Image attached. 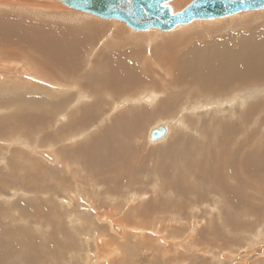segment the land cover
Returning <instances> with one entry per match:
<instances>
[{"label": "rangeland", "instance_id": "1", "mask_svg": "<svg viewBox=\"0 0 264 264\" xmlns=\"http://www.w3.org/2000/svg\"><path fill=\"white\" fill-rule=\"evenodd\" d=\"M192 1L178 8L172 4L177 8L172 12ZM4 2L0 18L7 14L4 19L15 31V18H29L55 26L62 36L76 29L75 37H82L76 46L54 54L44 38L15 33L3 41L0 30V58L6 65L0 59V72L8 89L0 90V100L16 93L8 86L13 76L31 74L24 68L28 52L42 71L54 65L51 89H58L33 90L43 96L53 92L56 100L49 108L26 104L31 117L48 112L28 129L23 118H10L16 104L0 105V264H264V170L242 172L234 160L240 153L254 165L249 153L264 152V8L241 17L196 21L197 26L192 20L184 27L138 31L122 20L84 16L59 0H15L26 4L21 11ZM241 39L238 54L211 55L209 44L213 50L226 45L230 50L229 44ZM18 41L28 51L18 49ZM170 61L180 63V69L166 76ZM161 62L168 63L166 71L158 67ZM199 68L207 75L201 82L183 76ZM237 74H244L243 83L238 84ZM235 97H247V103L241 106ZM216 98H234L235 104L217 112ZM164 123L172 131L163 140H152L151 131ZM227 132L232 133L227 137ZM42 149L52 151L53 158L43 157ZM103 212L137 231L118 234L120 226L112 230ZM59 225L68 228L64 235ZM23 230L34 243L21 239ZM104 235L105 249L98 242ZM114 243L124 251L112 250Z\"/></svg>", "mask_w": 264, "mask_h": 264}, {"label": "bare ground", "instance_id": "2", "mask_svg": "<svg viewBox=\"0 0 264 264\" xmlns=\"http://www.w3.org/2000/svg\"><path fill=\"white\" fill-rule=\"evenodd\" d=\"M8 1V5H13V6H16V8L18 7L19 8V10H20V8H25L26 7V4H18L19 2H14V1H9V0H7ZM186 0H166V2L165 3H163V6H166V7H168L169 9H170V11H171V13L172 14H175V13H173L172 11L173 10H177V8L183 3V2H185ZM49 2V1H48ZM172 4H174V6L175 7H177L176 9H174V7H173V5ZM4 6V7H6V5H5V2H4V0H2V1H0V6ZM60 5H61V3H60ZM54 6H57V8L58 9H61L60 7L61 6H59L58 4H56V5H54ZM65 6H67V5H65ZM17 8V9H18ZM66 8V7H65ZM67 8H68V6H67ZM264 7H262V8H259V9H254V10H247V11H256V10H259V11H261L262 9H263ZM69 9H72V8H70L69 7ZM28 10V9H27ZM62 10H66V9H63L62 8ZM74 11H75V9H73ZM21 11V10H20ZM23 11H25V10H23ZM32 11V10H31ZM71 11V10H70ZM76 11H79V10H76ZM181 11V10H180ZM247 11H241V12H238V13H235V14H232V15H227V16H222V17H214V18H207V19H204V20H201V21H198V20H200V19H194V22H195V26H197L198 24L196 23V21L197 22H207V21H214V20H211V19H218V20H224V19H226V18H228V17H232V16H234V15H239V14H243V12H247ZM175 12V11H174ZM23 13V12H22ZM27 13V12H26ZM83 13V12H82ZM256 13V12H255ZM62 14V13H61ZM68 14V13H67ZM72 14V13H71ZM84 14V16H89L90 17V14L91 13H88V12H84L83 13ZM7 14H5V15H1V18H0V30L1 29H3L4 30V32H3V35H2V39H3V41H5V40H10V39H13L14 38V35L13 34H15V33H18V34H20V35H25V36H38V37H40V38H44V39H46L47 40V42H49L50 43V51L52 52V53H54V54H58V53H60V50H61V48H66L67 47V45H70V44H75V43H79V41H81V35H79V36H77V37H75L76 36V34H74L75 32H78L76 29L74 30H72V29H68V31L67 30H65V32L67 31V35L66 36H62V35H64V34H59V33H62V30H61V32L59 31V33L58 32H56L55 31V26H52V25H50V24H45V23H43V22H36V21H31V20H29V18H25V19H21V18H15V21H16V23L14 22V27H16L18 30L17 31H15L14 29H13V27L11 26V24H12V22L11 21H9V20H6V19H4V18H6L7 16H6ZM26 15V14H25ZM93 16V15H92ZM235 16V17H236ZM240 17L242 16V15H239ZM251 16H253V15H251ZM17 17V16H16ZM74 18V17H73ZM98 18V17H97ZM77 19V18H76ZM107 19V18H106ZM112 19H115V18H112ZM118 20V19H117ZM235 20H236V18H235ZM75 21V20H74ZM90 21V20H89ZM115 21V20H114ZM119 22V21H118ZM219 22H221V21H219ZM231 22H233L232 20H231ZM81 23V22H80ZM90 23V22H89ZM191 23V22H190ZM189 23V25H192V24H190ZM17 24V25H16ZM71 24V23H70ZM74 24V23H73ZM88 24V23H87ZM127 24V23H126ZM72 25V24H71ZM179 25H181L182 27H184L185 26V24H179ZM193 25V27H195ZM53 27V28H52ZM181 27V28H182ZM199 27V26H198ZM202 26H200L199 28L200 29H202L201 28ZM65 28V27H64ZM67 28V27H66ZM121 28V27H120ZM179 28V27H178ZM54 29V30H53ZM57 29H59V27L57 28ZM56 29V30H57ZM61 29V28H60ZM151 29V28H150ZM174 29V28H173ZM193 29V28H192ZM195 29V28H194ZM6 30H9V31H6ZM133 30H136V29H133ZM151 30H158V31H164L163 29H160V28H157V29H151ZM166 30V29H165ZM168 30V29H167ZM176 30V29H175ZM58 31V30H57ZM139 31V30H138ZM182 31V30H181ZM112 32V31H111ZM154 32V31H153ZM158 34H160L161 36H163V34H165V33H163V32H157ZM178 34V33H177ZM130 35V34H129ZM136 35H139L140 36V34H138V33H136ZM147 36V35H146ZM216 36V35H215ZM75 37V38H74ZM149 37V36H148ZM170 37V39H172L171 38V36H169ZM217 37V36H216ZM220 37V36H219ZM246 37V36H245ZM71 38H74V39H72L71 40ZM145 38H147V37H145ZM150 38V37H149ZM159 38V37H158ZM174 38V37H173ZM213 38V37H212ZM218 38V37H217ZM217 38H214V39H217ZM84 40H85V38H83ZM151 39V38H150ZM86 40H88L87 38H86ZM126 40V39H125ZM146 40V39H145ZM152 40V39H151ZM159 40V39H158ZM157 40V41H158ZM164 40H165V38H164ZM166 40H167V38H166ZM166 40H165V42H166ZM194 40V39H193ZM218 40H220V39H218ZM217 40V41H218ZM12 41V40H11ZM130 41V40H129ZM146 41H148V38H147V40ZM156 41V42H157ZM169 41V40H168ZM170 41H172V40H170ZM173 41L175 42V40L173 39ZM189 41V40H188ZM197 41V40H196ZM204 41V40H203ZM208 41V40H207ZM212 41H215V40H213L212 39ZM152 42V41H151ZM177 42H179L178 40H177ZM205 42V41H204ZM209 42V41H208ZM115 43V42H114ZM130 43V42H129ZM128 43V44H129ZM148 43H149V41H148ZM167 43V42H166ZM169 43V42H168ZM200 43V42H199ZM21 43H20V41H18V45H19V48L18 49H24V50H27L28 51V46H25V44H22V45H20ZM147 44V42H145L144 43V45H146ZM158 44V43H157ZM195 44H197L196 42L194 43V45ZM111 45V44H110ZM155 45V44H154ZM180 45V44H179ZM200 45H201V43H200ZM230 45V50L228 49V45H226L225 46V48H224V50H222L221 48H217V49H214L213 50V47H212V45H210L209 44V47H210V50H211V48H212V50L210 51L211 52V55H213V56H215L216 55V57H219V55L220 54H226V53H229V54H232V53H236V54H238L241 50H242V48H243V39H241L240 40V44H238V43H230L229 44ZM245 45V44H244ZM75 46H76V44H75ZM133 46V45H132ZM167 46V45H166ZM172 46V45H171ZM170 46V47H171ZM114 47V46H113ZM126 47V46H125ZM154 47V46H153ZM169 47V48H170ZM176 47H177V45H176ZM180 47V46H179ZM130 48V47H129ZM144 48V47H143ZM148 48V47H147ZM150 48V47H149ZM158 48V47H157ZM167 48H168V46H167ZM172 48V47H171ZM128 50V49H127ZM146 50V49H145ZM171 50V49H170ZM169 50V51H170ZM175 50H177V49H174V51ZM179 50H181V47H180V49ZM178 50V51H179ZM196 50V49H195ZM182 52H183V50H181ZM19 52V51H18ZM136 52V51H135ZM139 52V51H138ZM148 52H150L149 50H148ZM152 52V51H151ZM165 52H167L166 50H165ZM188 52V51H187ZM187 52H185L184 54H183V56H186L187 54ZM201 52V51H200ZM199 52V53H200ZM159 53H161V52H159ZM197 53V52H196ZM152 54V53H151ZM154 54V53H153ZM169 54H171V55H173V52H170V53H168L167 54V56H169ZM177 54H179V52H177ZM182 54V53H181ZM136 55V54H135ZM138 55V54H137ZM139 55H141V54H139ZM191 55V54H190ZM210 55V56H211ZM23 56H26L27 57V59H25V61H24V65H25V67L24 68H28V70H29V72L31 73V74H27V75H25L24 77L22 76V77H20V75L21 74H19V76H17V77H15V78H13L12 77V82L11 81H9V83H8V86H9V88H10V90L12 89L14 92H16L13 96H10V97H8V98H4V96H3V98L0 100V105H2V106H12L13 104H16L17 106H18V109L17 110H15V111H13V113H11V116H10V118H11V120H20V119H24L26 122L24 123L25 125L24 126H26L27 127V129H28V127L29 126H31V125H33L35 122H37V121H39L40 119H39V117L41 116H47L48 115V112H47V114H43V115H40V114H38L37 112H35L34 114H33V116L31 117L30 116V114L31 113H29V114H27V111H26V109H24L25 108V106H26V104H31L32 106L31 107H33V106H45V107H47V108H49L50 106H51V103L52 102H54V99L55 98H53V92H52V94L51 93H49L48 94V96H43L42 94H38V92H34L33 90H42L43 92H47L48 93V91L49 92H51L50 90H58V89H55L54 87H52V89H51V85L53 86V83H55V85H56V80L55 79H53V77H51V70L52 69H54V68H52V67H54V65H50V67L49 68H44L43 69V71L40 69V67H39V65H38V63H35V64H33L32 62H31V55H30V52H28L27 54H25V55H23ZM130 56H133V55H130ZM153 56V55H152ZM151 56V57H152ZM159 57H160V55H158ZM121 57V56H120ZM140 57V56H139ZM246 57V52L244 53V55H243V58H245ZM141 59H143V57H140ZM165 59V57H162V59ZM1 59V62H3V58H0ZM148 59V58H147ZM149 59H151L152 60V58H149ZM17 60H15L13 63L15 64V62H16ZM168 61H169V58H168ZM131 62V61H130ZM158 62V61H157ZM4 63V62H3ZM128 63V62H127ZM165 63V65L166 64H168L167 62H164ZM164 63L163 62H161V63H158V67H162L164 70L166 69L165 67L166 66H164ZM147 64H148V62H147ZM2 66H4L5 65V63L4 64H1ZM17 65H19L18 63H17ZM22 65V64H21ZM99 63L96 65V68H98L99 66ZM6 66V65H5ZM71 65L70 64H67V65H65V68H69ZM125 66V65H124ZM128 65H126V67H127ZM131 66V65H130ZM135 66V65H134ZM155 66V65H154ZM153 66V67H154ZM122 67H123V65H122ZM126 67H124V68H126ZM133 67V66H132ZM147 67H149V66H147ZM37 68V69H36ZM155 68V67H154ZM162 68H161V70H162ZM168 68H170V69H168ZM167 69H168V75L166 74V76H169L170 74H171V72L173 71V70H175V69H180V63H177V62H173V61H170V63H169V67H168ZM4 69V68H3ZM3 69H0V70H2L3 71ZM123 69V68H122ZM132 69V68H131ZM151 70V69H150ZM199 70H200V68L199 69H196V70H194V71H192L190 74H184L183 76H185V77H190L191 79H192V83H194L193 82V80L194 81H197L198 83L199 82H201L203 79H205V78H207V75H206V73L205 72H199ZM119 71V70H118ZM131 71V70H130ZM153 71V70H152ZM154 71H155V69H154ZM158 71V70H157ZM166 71V70H165ZM4 72H6L5 70H4ZM25 72V71H24ZM256 72V71H255ZM1 73L2 72H0V90H8L7 89V86L5 85V83H6V79H4V78H2V76H1ZM75 73V66L72 68V74H74ZM156 73V72H155ZM154 73V74H155ZM164 73V72H163ZM7 74V73H6ZM53 74V73H52ZM123 75H124V72L122 73ZM125 74H127V72L125 73ZM157 74V73H156ZM158 74H160V73H158ZM129 75V74H128ZM127 75V76H128ZM131 75V74H130ZM164 75V74H163ZM162 75V76H163ZM216 75H217V73H215L214 74V79H213V84H212V87H215L217 84H216V81H217V79H216ZM11 76V75H10ZM16 76V75H15ZM53 76V75H52ZM76 76V75H75ZM126 76V77H127ZM165 76V77H166ZM235 76H236V71H231V77L232 78H235ZM136 77V76H135ZM164 77V76H163ZM162 77V78H163ZM237 77H238V84H241V83H243V81H244V74H237ZM137 79V78H136ZM182 79H183V82H185V81H190L189 79L187 80V79H184L183 77H182ZM146 80V79H145ZM40 81V82H39ZM41 81H42V83L43 84H39V83H41ZM155 81V80H154ZM218 81L219 82H221V83H223L224 82V79H222V78H218ZM147 83H148V81H147ZM39 84V85H38ZM42 85H44V87H45V89L43 88V86ZM60 85V84H59ZM54 88V89H53ZM77 88V87H76ZM149 88V87H148ZM151 88V87H150ZM254 89H258V88H254ZM24 90H27V92H23ZM29 90V91H28ZM48 90V91H47ZM150 90V89H149ZM5 92H7V91H5ZM20 92H23V93H20ZM1 93V92H0ZM7 93H9V92H7ZM6 93V94H7ZM9 95V94H8ZM10 95H11V93H10ZM92 95V94H91ZM154 96L155 95H153L152 96V98L154 99ZM86 96H84V94L83 95H81L80 96V98L79 99H84ZM236 98V97H235ZM158 99V98H157ZM226 100H228V102H222V99H220V98H216L215 100L217 101V108H214L213 110L215 111L216 109H217V112H220V111H224V110H229V109H227V106H230V107H232L235 103V99L233 98V99H229V98H225ZM237 99V103L238 104H240L241 106H243V105H245L246 103H247V97H242V98H240V97H238V98H236ZM56 100V99H55ZM135 100V99H134ZM58 102V101H57ZM56 102V103H57ZM148 102V101H147ZM55 103V104H56ZM139 103V102H138ZM215 103V102H214ZM21 104H23L24 105V107L21 109V111H20V105ZM58 104H59V102H58ZM225 104H227V106H225L224 107V105ZM52 105H54V103H52ZM77 105H78V103H77ZM151 105V104H150ZM206 106V105H205ZM58 108V107H57ZM208 108H212L210 105L208 106ZM41 109V108H40ZM233 109V108H232ZM231 109V110H232ZM42 110V109H41ZM45 110V109H44ZM184 110V109H183ZM20 111V112H19ZM43 111V110H42ZM41 111V112H42ZM45 111H48V110H45ZM44 111V112H45ZM29 112V111H28ZM221 112V113H222ZM181 113H182V111H181ZM52 114V113H51ZM4 117L6 116V114L5 115H3ZM49 116H50V114H49ZM48 117V116H47ZM52 117V116H51ZM6 119H7V117H6ZM30 119V120H29ZM59 119H63L62 117H59ZM182 119V118H181ZM8 121V120H7ZM9 122V121H8ZM15 124V123H14ZM22 124V123H21ZM179 126V125H178ZM22 127V126H21ZM36 127V126H35ZM158 127H160V128H164L165 129V131H166V133H165V135L164 136H162V137H160V138H158V139H161L162 138V140H163V138L167 135V132H169V131H172V130H170V128L168 127V124H166V123H164V124H159L158 125ZM172 127V126H171ZM12 128H13V126H12ZM152 129V128H151ZM32 133V132H31ZM232 133V132H231ZM231 133H229V132H227V137L229 136V134L231 135ZM151 134V133H150ZM170 134V133H169ZM25 135H26V133H25ZM78 137V136H77ZM149 137V136H148ZM167 137V136H166ZM169 137V136H168ZM226 138V137H225ZM158 139H156V140H158ZM166 139V138H165ZM222 139V138H221ZM92 140V139H91ZM150 140V139H149ZM153 140H155V139H153ZM28 141V140H27ZM34 141V140H33ZM32 141V142H33ZM30 142V141H29ZM40 142V141H39ZM149 142V141H148ZM161 142V141H160ZM229 142V141H228ZM153 143V142H152ZM156 143V142H155ZM40 145V144H39ZM32 146V145H31ZM34 146V145H33ZM37 147H38V145H37ZM258 147V146H257ZM37 149H34V152L36 151ZM93 151V150H92ZM254 151V150H253ZM251 152V153H249V155L247 156V158L248 159H255L256 160V163L254 164V165H249L246 161H245V158H244V155L242 154H240V153H237V154H235V156H234V160H235V162H236V166L239 168V170H241L242 172H247L248 170H250V169H254V170H258V171H260L261 170V168H262V170H264V152H262L261 151V149H259V150H257V151H255V152ZM261 151V152H260ZM38 152H40V154L44 157L45 156V158L47 157V158H51L52 156H53V154H52V151H45V150H38ZM6 154V153H5ZM38 154V153H37ZM6 156V155H5ZM56 156V155H55ZM62 156V155H61ZM33 157H34V155H33ZM46 158V159H47ZM53 158V157H52ZM55 158V157H54ZM57 158H59L58 156H57ZM92 158V157H91ZM231 161H233V156H231V158H229ZM252 159V160H253ZM55 160H57V159H55ZM195 162V161H194ZM79 172V171H78ZM12 173V172H11ZM5 176H8V175H5ZM22 176V175H21ZM29 176V175H28ZM9 177V176H8ZM11 178V177H10ZM12 179V178H11ZM8 180V179H7ZM4 182V181H3ZM54 188V187H53ZM37 190V189H36ZM46 190V189H45ZM10 191V190H9ZM18 193V192H17ZM37 193H38V191H37ZM22 195V194H21ZM36 195V194H35ZM39 195V194H38ZM57 199V198H56ZM234 199V198H233ZM57 202V201H56ZM65 204V203H64ZM80 205V204H79ZM23 206V205H22ZM78 207V206H77ZM72 208V207H71ZM72 209H75V208H72ZM77 209V208H76ZM75 209V210H76ZM29 210V209H28ZM65 210H67V209H65ZM97 210V209H96ZM70 211H73V210H70ZM39 212V211H38ZM67 212V211H66ZM80 212V211H79ZM78 212V213H79ZM106 213L107 212H103L102 213V216H101V218H106V219H104L105 221H107L109 224H110V227H111V229L113 230V228L116 226V225H118V226H120L119 228H120V232L118 233V234H120V233H123L124 231H125V229H127V230H131V228L130 227H128V226H126V224H122V225H124L125 227H123L120 223H118V222H116L115 221V219H113V218H110L108 215H106ZM72 214V213H71ZM109 214H111V213H109ZM19 215H20V217H21V219L23 220L25 217H23L22 216V214H21V211H20V208H19ZM18 215V216H19ZM66 215V214H65ZM77 217H79V216H77ZM76 217V218H77ZM19 218V217H18ZM65 218V217H64ZM63 218V219H64ZM83 218V217H82ZM81 219V218H80ZM26 220V219H25ZM24 220V221H25ZM36 220V219H35ZM84 220V219H83ZM91 221V220H90ZM27 222V221H26ZM44 222H46V221H44ZM43 222V223H44ZM37 225H39V223H38V220H37V222H35ZM41 223H42V221H41ZM33 224V223H32ZM71 224H72V222H71ZM42 225V224H41ZM46 225V224H45ZM52 225V224H51ZM49 226V225H48ZM83 227H84V225H82ZM102 226V225H101ZM73 227V226H72ZM86 227H88V226H86ZM113 227V228H112ZM31 228V227H30ZM85 228V227H84ZM105 228V227H104ZM137 226H135L134 225V230H136L137 231ZM66 229H68L65 225L64 226H62V225H59V227H58V230L59 231H61V233L63 234V233H65L66 232ZM132 229V230H133ZM15 230H16V228H15ZM14 230V231H15ZM53 230H54V228H53ZM53 230H50V229H47V231H53ZM77 230V229H76ZM78 230H80V228L78 229ZM88 230V229H87ZM106 230V229H105ZM104 230V231H105ZM140 230V229H139ZM146 230V229H145ZM17 231V230H16ZM90 231V230H89ZM98 231V230H97ZM75 232V231H74ZM143 232V231H142ZM153 232V231H152ZM192 232V231H191ZM81 233H83V232H81ZM117 233V232H116ZM127 233V232H126ZM16 234V233H15ZM69 234V233H68ZM86 234V233H85ZM95 234V233H94ZM105 234V233H104ZM125 234V233H124ZM22 235L23 236H21V239L24 241L25 239H27L28 238V240H29V242L32 244V243H34V238L32 237V236H30V234H28L27 232H26V230H23L22 231ZM54 235H56V234H54ZM64 235V234H63ZM102 235V234H101ZM142 235V234H141ZM147 235V234H146ZM149 235V234H148ZM9 236L11 237V235L9 234ZM53 236V235H52ZM72 236V235H71ZM73 236H74V234H73ZM107 235H104L103 237H104V241H105V237H106ZM145 236V235H144ZM149 236H151V235H149ZM53 237H55V236H53ZM57 237V236H56ZM134 237L137 239V234H135L134 235ZM74 238V237H73ZM72 238V239H73ZM90 238V237H89ZM95 238V237H94ZM148 238V237H147ZM49 239H50V237H49ZM69 239V238H68ZM71 239V237H70V240H71V242L73 241ZM76 239H78V238H76ZM98 238H97V236H96V240H97ZM259 239V238H258ZM16 240V239H15ZM51 240V239H50ZM65 240H66V238H65ZM149 240V239H148ZM21 241V240H20ZM69 241V240H68ZM75 241H78V240H75ZM82 241H84V240H82ZM137 241H139V239L137 240ZM145 241V240H144ZM258 241V240H257ZM49 242V241H48ZM65 242H67V241H65ZM98 242H99V244H101V239H98ZM125 242V241H124ZM141 242V241H140ZM37 243V242H36ZM60 243V242H59ZM69 243H70V241H69ZM79 243V242H78ZM95 243V242H94ZM24 244V243H23ZM39 244V243H38ZM142 244V243H141ZM140 244V245H141ZM143 244H146V243H143ZM4 245V244H3ZM52 245V244H51ZM67 245L68 244H65L64 245V248H66L67 247ZM106 246L107 244H106V242H104L103 243V246ZM123 245V244H122ZM193 245V244H192ZM104 246V247H105ZM113 249L112 250H115V251H119V250H121L120 249V247H119V245H118V243H114L113 244ZM51 247V246H50ZM55 247H56V245H55ZM103 247V248H104ZM107 248L109 247V246H106ZM156 247V246H155ZM39 248V247H38ZM47 248V247H46ZM59 248V247H58ZM105 249V248H104ZM123 250V249H122ZM121 250V251H122ZM101 251H103V250H101ZM106 251V250H105ZM124 251V250H123ZM57 252V251H56ZM58 252H60V251H58ZM63 252V251H62ZM261 252V251H260ZM49 253V252H48ZM13 254V253H12ZM58 255V254H57ZM95 255V254H94ZM125 255V254H124ZM39 256V255H38ZM48 256V255H47ZM53 256V255H52ZM59 256V255H58ZM126 256V255H125ZM40 257V256H39ZM105 256H102V258H104ZM110 257H112V256H107L106 258H105V260L107 261V262H109V263H111V262H113V260H114V258H110ZM28 258V257H27ZM63 258V257H62ZM117 258V257H116ZM31 259V258H30ZM49 259V258H48ZM56 259V258H55ZM91 259V258H90ZM118 259V258H117ZM127 259V258H126ZM27 261H29V260H27ZM62 261V260H61ZM126 261V260H125ZM129 261V260H128ZM25 262H26V260H25ZM30 262V261H29ZM37 262V261H36ZM63 262H64V260H63ZM127 262V261H126ZM125 262V263H126ZM27 263V262H26Z\"/></svg>", "mask_w": 264, "mask_h": 264}, {"label": "water", "instance_id": "3", "mask_svg": "<svg viewBox=\"0 0 264 264\" xmlns=\"http://www.w3.org/2000/svg\"><path fill=\"white\" fill-rule=\"evenodd\" d=\"M68 7L88 12L101 18L122 20L131 28L171 29L194 19H207L232 15L241 11L264 7V0H193L183 10L172 14L163 6L166 0H59ZM166 133L157 127L151 131V139Z\"/></svg>", "mask_w": 264, "mask_h": 264}, {"label": "flooded vegetation", "instance_id": "4", "mask_svg": "<svg viewBox=\"0 0 264 264\" xmlns=\"http://www.w3.org/2000/svg\"><path fill=\"white\" fill-rule=\"evenodd\" d=\"M108 216H109V214H108ZM109 217H110V216H109ZM110 218H112V217H110ZM131 230H132V229H131ZM123 236H125V235H123ZM101 242H102V243L106 242V239H105V241H104V237H102V238H101ZM104 246H105V245H104ZM106 246H107V245H106ZM106 246H105L104 248H107ZM102 256H103V255H102Z\"/></svg>", "mask_w": 264, "mask_h": 264}, {"label": "crops", "instance_id": "5", "mask_svg": "<svg viewBox=\"0 0 264 264\" xmlns=\"http://www.w3.org/2000/svg\"><path fill=\"white\" fill-rule=\"evenodd\" d=\"M106 252V251H105ZM103 256H105V255H103Z\"/></svg>", "mask_w": 264, "mask_h": 264}]
</instances>
